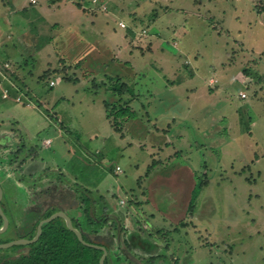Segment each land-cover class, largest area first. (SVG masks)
<instances>
[{
    "label": "rangeland",
    "instance_id": "obj_1",
    "mask_svg": "<svg viewBox=\"0 0 264 264\" xmlns=\"http://www.w3.org/2000/svg\"><path fill=\"white\" fill-rule=\"evenodd\" d=\"M24 1L23 11L6 14L11 1L0 0L11 52L0 57L1 76L8 82L12 69L25 79L23 90L12 81L18 90H3L10 98L0 102L10 220L0 244L67 208L93 242L108 246L110 264H264V0H100L107 10L90 0L88 9L78 0ZM123 81L130 90L113 94ZM106 98L115 113L132 101L136 114L118 119L121 130ZM173 116L181 119L168 125ZM166 125L167 137L156 128ZM41 160L65 176L37 169L29 179ZM59 187L66 195L50 194ZM48 197L62 204L46 210Z\"/></svg>",
    "mask_w": 264,
    "mask_h": 264
},
{
    "label": "trees",
    "instance_id": "obj_2",
    "mask_svg": "<svg viewBox=\"0 0 264 264\" xmlns=\"http://www.w3.org/2000/svg\"><path fill=\"white\" fill-rule=\"evenodd\" d=\"M117 83L118 84H116L112 88L114 90L113 94L120 95L130 90L127 82L123 81V83ZM130 101L131 100L127 101L128 104H126L125 107H121L116 113L114 110L115 105L110 104L108 100H106L105 102L108 111L107 117L111 119L112 125L115 127L116 130H121L122 128V125L120 126L119 124H117V122L119 123L118 119L120 117L125 118L127 120L132 118L136 114V112L132 109L130 105ZM56 201L59 200L57 199ZM82 203L89 204L90 197L86 198L83 195ZM55 211L52 209L49 210L42 218H47L51 216ZM85 212L88 216L90 224L92 226L97 225V222H95L90 215L89 208L86 207ZM71 218L73 220L74 226L80 229L81 226L78 221V218H76L75 215ZM104 220L105 218H100L99 223L103 224ZM3 222L4 220L0 214V227L3 225ZM38 224L39 221L36 222L34 231L28 237L31 238L35 235ZM95 231L96 230H92L90 233L95 234ZM82 232L84 234L85 240L93 242V240L88 237V233H85V229H83ZM22 247H24V245L15 246V248L17 249ZM28 247L29 251L27 253H23L20 257L17 258L13 255L6 254L5 251H1L0 264H101L100 260L104 254L103 249L84 244L79 239L76 232L71 230L67 226L65 220L61 217H57L49 222H46L43 225V231L40 238L36 242L28 245ZM110 259L111 254H108L105 260V264H110Z\"/></svg>",
    "mask_w": 264,
    "mask_h": 264
},
{
    "label": "crops",
    "instance_id": "obj_3",
    "mask_svg": "<svg viewBox=\"0 0 264 264\" xmlns=\"http://www.w3.org/2000/svg\"><path fill=\"white\" fill-rule=\"evenodd\" d=\"M11 1V4H12V6L13 7H7V11L5 12L6 14H10L11 12H13L14 10L16 11L17 9H19L20 11L22 10H24L25 9V7H27V3H26V1H24V0H10ZM78 1H80L82 4H83V8L84 9H88V8H90L91 7V5H93V3H92V0H90L91 2V5H88V4H85L86 3V1L87 0H78ZM30 2H31V4H37L38 3V0H36V2H33L32 0H30ZM4 3V2H3ZM10 4V3H9ZM6 7V6H5ZM96 7V6H95ZM27 9V8H26ZM92 22L94 23V26L96 25V20H92ZM120 25V24H119ZM131 30H130V32L128 33V35H134V32H133V30H132V27L130 28ZM85 31V30H84ZM86 31H88L89 32V34H88V37H90V35L91 36H93V38H95L96 40H99L100 39V37L102 36V37H104V35H103V31H90V29H88V30H86ZM147 30H144L143 32L144 33H147L146 32ZM3 31H1V29H0V57L1 56H3V57H7V56H9V53H11L10 51H9V46H6L5 44H3V37H2V34L4 33H2ZM128 35H126L127 37H129ZM127 37H125V39H127ZM92 38V37H91ZM114 39V38H113ZM150 43V50H154L153 48H156V42H154L153 40H151V41H149L148 42V44ZM154 44H156L155 46H154ZM128 44H127V42H125V44H122L121 45V48H123L124 46L125 47H128V49H131V47H130V45L129 46H127ZM153 47V48H152ZM127 50V49H126ZM41 51L42 50H39V53H41ZM66 53H68V51H65ZM119 53L121 52V51H118ZM131 54H130V57H131V55H133V53L132 52H130ZM36 54H38V53H36ZM116 57H117V55H116ZM118 58H120V57H118ZM6 63H7V61H6ZM0 64H1V62H0ZM84 64V63H83ZM8 69H11V65H10V67L8 68ZM4 70H5V68H2L1 67V65H0V102H1V104H3V101H6V100H8L9 98H4V96H3V90H7L10 94H13V92L15 93V89H16V87H13L12 85H13V82L12 81H14V82H18L19 84H20V86H21V90H23V86H24V83H25V79H23L22 78V80L21 79H19V78H21L20 77V75L17 77V75L15 74V71L14 70H9L10 71V75L9 74H7V76H9V77H11L12 79H9L8 80V82H6L7 80H5L6 78H4L3 76H1V74H3V72H4ZM5 73V72H4ZM52 80H54V79H52ZM11 81V82H10ZM20 81H22V82H20ZM57 81V83H58V79L56 80ZM103 83V82H102ZM217 82L215 81V83H210V84H212V85H215ZM104 84V83H103ZM56 85V84H55ZM16 90H18V89H16ZM241 91H243V90H241ZM240 91V92H241ZM240 92H239V94H240ZM12 97V96H11ZM240 97H241V95H240ZM242 98V97H241ZM106 100H107V98L105 99V102H106ZM131 103H132V101H131ZM131 103H130V105H131ZM193 105L191 106V104H190V106L188 107L189 108V110L191 111V110H195V108H196V102L194 101L193 103H192ZM106 106V105H105ZM197 109V108H196ZM106 115H107V112H106ZM181 119V117H169L168 119H167V122H168V125H171V122L173 121V119L175 120V119ZM109 119V118H108ZM155 118H153V119H150V122L151 123H153V124H155V125H157V123H158V121L155 119ZM130 120V119H129ZM168 125H166V126H163V127H161V126H156V128H158L159 129V134H161V131L165 134L164 136L165 137H167V133L166 132H168ZM118 131V130H117ZM153 133V132H152ZM158 135H155L154 137H152L151 139H153L154 140V138L155 137H157ZM180 136H181V134H180ZM27 137V136H26ZM49 140L50 139H46L45 141H44V144L48 147V145H51V141L49 142ZM5 139H2L0 142H2V143H5ZM48 142L50 143V144H48ZM166 143H169L170 142V140H166L165 141ZM160 146H161V144H160ZM20 149V148H19ZM158 153V152H157ZM151 154H155V151H153ZM37 155H38V153H35V156L33 157V159L31 160H25L24 162H23V164L26 166V171H25V175H27L26 173H28V172H30V170L32 169V166H33V164H35V162H36V160L37 159H40V157H37ZM172 156H174V154H172ZM45 160H41V164H40V166H38V167H33L34 168V171L32 172V173H30L29 174V179H34V180H37V178L39 177V175H37L36 174V170L37 169H41L42 171L41 172H44V173H46V172H48V171H51V170H53V169H58L59 171H61V173L59 174V178L60 179H62V176H65V174L64 173H66V169L65 168H63V167H60L59 165H56V166H54L53 164H50V162H44ZM118 167V166H117ZM120 167V166H119ZM21 169V168H20ZM122 169H121V167H120V170H118L117 169V171H121ZM32 174V175H31ZM49 174H51V173H49ZM150 175H151V169L148 171V178L150 177ZM51 176V175H50ZM32 177V178H31ZM46 179V178H45ZM32 181V180H31ZM50 188V187H49ZM90 189H91V187H89ZM65 189H66V187H65ZM54 192V194H57L58 196L59 195H61L62 193H63V190H62V188H60L59 187V189H58V192L57 193H55L56 192V189L55 188H53V190L50 192V194H52ZM63 194H65L66 195V192H64ZM36 195H37V197H39V196H41V195H43V192L42 191H39L38 193H36ZM40 200V199H39ZM69 200H67L66 199V203H64V204H67V203H69L68 202ZM60 202H61V204H62V201L60 200ZM64 202V201H63ZM121 202L122 203H124V200H121ZM67 206H69L68 204H67ZM66 206V207H67ZM118 209V208H117ZM63 210H65V212H67V208L66 209H63ZM125 210V209H124ZM127 210H128V212H129V214H130V212H131V210L129 209V208H127ZM68 213V212H67ZM70 213V212H69ZM68 213V215L70 216V217H73V214H69ZM132 218V217H131ZM130 222V221H129ZM133 231V230H132ZM131 231V232H132Z\"/></svg>",
    "mask_w": 264,
    "mask_h": 264
},
{
    "label": "water",
    "instance_id": "obj_4",
    "mask_svg": "<svg viewBox=\"0 0 264 264\" xmlns=\"http://www.w3.org/2000/svg\"><path fill=\"white\" fill-rule=\"evenodd\" d=\"M3 195H4L3 188L0 185V214L2 215V218L4 220L3 226L0 228V233L5 232L7 230V228L9 227V224H10L9 218L5 214V212L3 211V208H2ZM57 217L65 218L67 226L71 230L76 232V234L78 235L79 239L84 244L89 245V246H93V247H96V248L103 249L104 254H103V256H102V258L100 260V263L101 264H105L106 257H107V255L109 253V250L106 247V245H102V244H98V243H95V242H92V241L85 240L82 230L74 226L72 218L64 210H59V211L53 213L51 216L42 219L39 222V224H38V231H37L36 235L32 239L19 238V239L12 240V241H9V242H6V243H2V244H0V247L1 248H7V247H11V246L16 245V244H28V243H32V242L37 241L40 238L41 234H42L43 225L46 222H49V221H51V220H53V219H55Z\"/></svg>",
    "mask_w": 264,
    "mask_h": 264
},
{
    "label": "flooded vegetation",
    "instance_id": "obj_5",
    "mask_svg": "<svg viewBox=\"0 0 264 264\" xmlns=\"http://www.w3.org/2000/svg\"><path fill=\"white\" fill-rule=\"evenodd\" d=\"M49 198V200L47 201V202H45L43 205H44V207H45V209L47 210V209H50V208H55V207H57V206H59V205H61V202H59L60 201V199L59 198H57V197H48ZM55 198V199H54ZM54 199V200H53ZM59 200V201H56V200ZM3 200V199H2ZM56 212V211H55ZM54 212V213H55ZM2 216V215H1ZM10 221V220H9ZM4 223V222H3ZM3 226V225H2ZM1 226V227H2ZM9 226H10V224H9ZM0 227V228H1ZM9 228V227H8ZM7 228V229H8ZM37 231H38V227H37ZM37 231H36V233H37ZM4 233V232H3ZM36 233H35V235H36ZM1 234V233H0ZM30 235V234H29ZM29 235H27L26 237H18L17 239H19V238H27V239H32L33 237H28ZM36 242V241H35ZM32 243H34V242H32ZM31 243H28V244H16V245H24V247H22V248H19V249H17V248H15V246L16 245H13V246H11V247H14L12 250H9V252L8 253H6V254H9V255H13L14 257H20L23 253H27L28 251H29V247H28V245H30ZM107 248H108V246H106ZM7 248H10V247H7ZM13 250H18V252H16V253H14L13 252ZM109 250V249H108Z\"/></svg>",
    "mask_w": 264,
    "mask_h": 264
},
{
    "label": "built area",
    "instance_id": "obj_6",
    "mask_svg": "<svg viewBox=\"0 0 264 264\" xmlns=\"http://www.w3.org/2000/svg\"><path fill=\"white\" fill-rule=\"evenodd\" d=\"M32 1L36 2V0H32ZM92 3L95 6L100 5L101 9L107 10V4L106 3H102L100 0H92ZM120 25H121V27L126 28V24L124 22H120ZM7 66H8V64H7ZM212 83H215V80L212 81ZM55 84H57V81L56 80H51L50 85L54 86ZM7 93H8V91H6V95H7ZM240 95H241L242 98L247 97V93L243 92V91L240 92ZM117 169L120 170V167L118 166Z\"/></svg>",
    "mask_w": 264,
    "mask_h": 264
}]
</instances>
